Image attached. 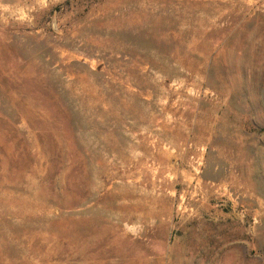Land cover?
Listing matches in <instances>:
<instances>
[{
    "label": "rangeland",
    "instance_id": "374dc122",
    "mask_svg": "<svg viewBox=\"0 0 264 264\" xmlns=\"http://www.w3.org/2000/svg\"><path fill=\"white\" fill-rule=\"evenodd\" d=\"M0 264H264V0H2Z\"/></svg>",
    "mask_w": 264,
    "mask_h": 264
},
{
    "label": "clouds",
    "instance_id": "9594fccd",
    "mask_svg": "<svg viewBox=\"0 0 264 264\" xmlns=\"http://www.w3.org/2000/svg\"><path fill=\"white\" fill-rule=\"evenodd\" d=\"M7 9H8V6L7 5H4L2 3V0H0V11H7Z\"/></svg>",
    "mask_w": 264,
    "mask_h": 264
}]
</instances>
